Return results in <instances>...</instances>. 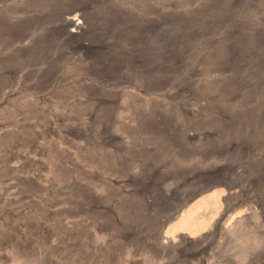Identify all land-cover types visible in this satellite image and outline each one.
Returning <instances> with one entry per match:
<instances>
[{"label":"rangeland","instance_id":"rangeland-1","mask_svg":"<svg viewBox=\"0 0 264 264\" xmlns=\"http://www.w3.org/2000/svg\"><path fill=\"white\" fill-rule=\"evenodd\" d=\"M79 8L97 30L63 35ZM116 17L170 42H101ZM0 25V264H264V0H0Z\"/></svg>","mask_w":264,"mask_h":264},{"label":"bare ground","instance_id":"bare-ground-1","mask_svg":"<svg viewBox=\"0 0 264 264\" xmlns=\"http://www.w3.org/2000/svg\"><path fill=\"white\" fill-rule=\"evenodd\" d=\"M83 1V0H82ZM91 0H89L90 2ZM239 2L242 1V0H238ZM99 2V1H98ZM101 3V2H100ZM84 5V4H83ZM82 7V6H80ZM108 7V6H107ZM100 9V8H99ZM71 10V9H70ZM94 10V9H93ZM106 9H104V12H105ZM103 11V10H102ZM101 12V11H99ZM110 14V13H109ZM107 14V15H109ZM64 15V13H63ZM105 15V16H107ZM99 17L93 15L91 12H88V10L86 9H77L76 11L72 10L71 12L67 13V15L64 16V22H65V25H64V31L62 32L63 35H69V36H74V35H82V34H86V33H89L91 32V30H97L98 26H99ZM104 18V16H103ZM14 21V20H13ZM6 24V23H5ZM105 26H104V29H105V34H104V38L102 39L101 42H104V43H107V42H110V41H114V40H117V39H120V38H127L130 40H133L135 39L134 37L136 35H143L142 33L146 34V35H154L155 37H157L158 39L162 40V41H165L167 40L168 42L169 41V35L166 33L165 30H163V27L160 26L158 27V25L156 24H153V25H146V26H143V27H137L134 25V27L132 26V24L128 21L127 18L125 17H116V18H105V22H104ZM98 25V26H97ZM2 26V25H0ZM8 26V25H7ZM6 27V26H5ZM30 27V26H29ZM1 28V27H0ZM9 28H11L9 26ZM63 28V27H62ZM162 28V30H161ZM3 29V28H2ZM135 29V30H133ZM9 30V29H8ZM24 31V30H23ZM95 32V31H94ZM2 33V32H1ZM0 33V34H1ZM10 34V32H9ZM7 34V35H9ZM92 34V33H91ZM101 34V33H100ZM3 35H6L3 34ZM95 35V34H94ZM1 36V35H0ZM89 36V35H88ZM61 37V36H60ZM84 37V36H83ZM142 37V36H141ZM79 38V37H78ZM93 38V37H92ZM256 38V37H255ZM188 39V38H187ZM190 39V38H189ZM98 40V39H97ZM97 40H95V42H97ZM189 41V40H188ZM130 42V41H129ZM190 42V41H189ZM263 42V41H262ZM129 44V43H128ZM192 44V42H191ZM190 44V46H191ZM80 48L81 49H88L90 48L89 45H86L85 43H80ZM235 52L236 49H234ZM239 52V50H238ZM104 54V53H103ZM179 54V52H175V51H172V50H168L166 51L165 54H163L160 58H161V62H160L157 67L158 69L162 68L163 67V62L168 59V58H174L176 57L177 55ZM109 57L108 58H104L105 60H102L103 61V64H101L103 66V69H112V66H115L116 67V63L115 61H119V60H116L112 55L108 54ZM141 57V58H140ZM125 59H128V56L127 57H123ZM136 61H135V60ZM130 61H134V62H138L139 61H142L144 63H149L151 60H152V55L150 53H146L145 51H143V54L140 56V55H137V56H132V57H129ZM123 63V62H122ZM135 64V63H133ZM156 64V63H155ZM127 66V64H126ZM255 66H258L257 68H260V72L259 73H264V60H261V62H258L255 64ZM127 69V68H126ZM114 72V71H113ZM135 73V72H134ZM159 73V72H158ZM261 77L262 75L260 74V80H261ZM101 112V111H100ZM106 114V113H105ZM108 115V114H107ZM151 126V125H150ZM153 128L156 129V130H164V126L162 123H159V124H156V123H153L152 124ZM152 128V129H153ZM209 180V179H208ZM207 180V181H208ZM212 180H214V178L212 177ZM216 180V179H215ZM206 183H210V182H206ZM203 184V186L206 185ZM201 185V184H200ZM202 186V185H201Z\"/></svg>","mask_w":264,"mask_h":264}]
</instances>
